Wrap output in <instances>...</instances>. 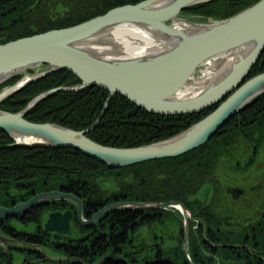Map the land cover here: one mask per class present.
Masks as SVG:
<instances>
[{"label": "water", "instance_id": "water-1", "mask_svg": "<svg viewBox=\"0 0 264 264\" xmlns=\"http://www.w3.org/2000/svg\"><path fill=\"white\" fill-rule=\"evenodd\" d=\"M212 1L214 0H145L135 5L111 9L102 16L70 28L50 30L0 44V86L15 77L24 76L14 85L0 91V104L28 85L54 73L68 71L81 81L80 86L54 89L34 98L19 113L0 111V132L12 140V146L70 149L111 170L177 158L201 147L228 120L264 95V73L248 78L264 51V0L222 20L203 21L198 17L182 16L186 9ZM163 2L164 4L159 5ZM178 22L187 23L195 29L182 31L177 26ZM119 24H136L156 30L161 36L170 38L169 42L173 45L162 56L133 62L104 61L83 50L84 44H88L86 41H90L93 34ZM156 39L163 40L160 36ZM107 42L102 43L103 47L111 48L113 52L115 47L108 46ZM216 63L217 66L220 65V69L216 68ZM206 67L213 68V72L205 78L201 73ZM38 68H41L40 72H37ZM33 69H37L35 73L27 75ZM198 79H204L207 83L201 92L186 98L178 95L187 84ZM92 87L109 93L105 108L114 95H120L140 110L160 117L194 115L215 108L201 121L170 139L130 149L104 147L86 137L97 126L103 114L89 129L81 132L53 124H33L25 120L31 109L54 93H76ZM22 137L33 138L38 142H21L19 139ZM57 201L75 206L77 220L87 228L114 212L173 209L187 217L191 216L180 202H117L100 209L85 221L82 217V204L76 197L49 192L37 194L11 209L0 206V221L25 215L33 209ZM70 218V212L63 215L50 214L44 229L48 233L69 235ZM186 242L187 232L183 243L185 252ZM38 247H30L0 231V249L4 253L9 248H20L41 254L44 252L46 259L52 262L66 260L52 258L49 250Z\"/></svg>", "mask_w": 264, "mask_h": 264}, {"label": "trees", "instance_id": "trees-1", "mask_svg": "<svg viewBox=\"0 0 264 264\" xmlns=\"http://www.w3.org/2000/svg\"><path fill=\"white\" fill-rule=\"evenodd\" d=\"M142 1L145 0H0V44L50 30L70 28L102 16L111 9ZM259 1L214 0L190 7L184 13L202 19L222 20ZM262 73L264 51L248 78ZM19 79L16 77L6 82L0 86V90ZM80 84L79 78L72 73L58 72L11 96L0 105V110L15 114L45 92ZM108 98L109 93L97 87L76 93H55L38 103L25 119L34 124H54L80 132L90 128L104 112L96 128L86 137L104 147L130 149L178 135L215 108L194 115L160 117L140 110L120 95H114L105 108ZM263 145L264 95L228 120L201 147L177 158L149 161L116 170H109L70 149L12 146V141L0 132V188L27 183L29 198L32 193L64 187L79 194L82 199L89 198L94 208L91 211H98L115 199L118 202L179 201L187 204L205 185L215 187L222 178V172L218 171L223 162L228 161L230 169L236 163L242 166L247 149ZM242 147L246 149L243 152ZM5 255L0 250V264L8 263ZM154 264L175 263L156 260Z\"/></svg>", "mask_w": 264, "mask_h": 264}, {"label": "flooded vegetation", "instance_id": "flooded-vegetation-1", "mask_svg": "<svg viewBox=\"0 0 264 264\" xmlns=\"http://www.w3.org/2000/svg\"><path fill=\"white\" fill-rule=\"evenodd\" d=\"M248 150L242 166L236 163L215 187L205 185L206 192L213 196L210 206L202 207L199 197V201L182 203L192 217L186 230L174 210L114 212L87 228L77 220L76 208L56 202L2 220L0 229L15 240L40 246L68 261L51 262L44 254L19 249H9L4 258L9 264L13 257H18L19 264H154L156 260L175 264H264V147ZM27 186L22 183L0 188V195H5L0 197V206L10 208L26 202L35 195L27 198ZM52 191L77 197L85 220L97 212L91 211L94 208L89 198L82 199L64 187ZM66 212L71 213L69 235L45 231L50 214ZM30 219L34 224L26 223ZM186 232L191 263L183 248Z\"/></svg>", "mask_w": 264, "mask_h": 264}, {"label": "bare ground", "instance_id": "bare-ground-1", "mask_svg": "<svg viewBox=\"0 0 264 264\" xmlns=\"http://www.w3.org/2000/svg\"><path fill=\"white\" fill-rule=\"evenodd\" d=\"M162 4H164V2L160 3L159 5ZM178 23L179 24L177 26L182 31H191L195 29L193 26H190L187 23ZM159 36L162 37L164 41L157 40L156 38H159ZM106 40L108 41V46L115 47L113 52L111 48L103 47L102 43ZM169 41H171L170 38L161 36L158 31L152 30L148 27L136 24H119L117 26H113V28L109 30L106 29L100 33L93 34V36L90 38V41H86L88 44H84L83 50L93 56H96L97 59L104 61L133 62L137 60H145L149 57L162 56L163 53L169 50L173 45V43H170ZM215 65L217 66V63ZM216 68L220 69V65L218 64ZM216 68H214V71ZM202 71L203 72L201 73V76L206 78L212 74L213 68L206 67ZM205 85H207L206 80H195L192 84H187L186 88L178 95L181 94L182 98H186L188 95L201 92ZM75 140L80 141L79 138H75ZM19 141L25 143L38 142L33 138L27 137H22L19 139ZM14 206L6 209H11ZM26 223L34 224V220H27Z\"/></svg>", "mask_w": 264, "mask_h": 264}, {"label": "rangeland", "instance_id": "rangeland-1", "mask_svg": "<svg viewBox=\"0 0 264 264\" xmlns=\"http://www.w3.org/2000/svg\"><path fill=\"white\" fill-rule=\"evenodd\" d=\"M245 10V9H244ZM182 16L186 17V18H189V17H198V16H191V15H187L185 14L184 12L182 13ZM200 18V17H198ZM202 19V18H200ZM208 19H211V18H208ZM206 20V19H203V21ZM37 69H33L32 71L35 72ZM41 68H38L37 72H40ZM264 147V145H263ZM246 149H243V147L241 148V152L245 151ZM250 153V150H248L246 152V154H249ZM245 156V155H244ZM244 156H243V159H244ZM241 159V158H240ZM242 160V159H241ZM243 164V163H242ZM228 171H230V163L228 161H225L221 164V168L220 170L218 171L219 173L222 172L221 176L223 177L225 174H228ZM208 189H207V186L203 187L200 192L197 194V196L189 199L191 201H194L196 200L198 197L200 199V203H201V206L202 207H206V206H210L211 205V202H212V197L213 196H210V194L212 195L211 192H206ZM212 190V189H210ZM206 196V198L204 197ZM199 199H197L199 201ZM175 202H178V201H175ZM181 203V202H180ZM185 208V207H184ZM175 212V215H177V217L183 221V226L186 230V227H187V220H192V217H187L186 215H183L182 213L180 212H177V211H174ZM185 248L187 250V244H185ZM187 259H188V256H187ZM12 264H19L18 262V257H14V260H13V263ZM33 264H35V262H33Z\"/></svg>", "mask_w": 264, "mask_h": 264}]
</instances>
